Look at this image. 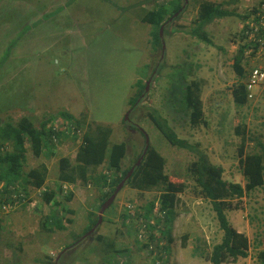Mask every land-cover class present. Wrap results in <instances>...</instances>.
I'll return each instance as SVG.
<instances>
[{"label":"rangeland","instance_id":"rangeland-1","mask_svg":"<svg viewBox=\"0 0 264 264\" xmlns=\"http://www.w3.org/2000/svg\"><path fill=\"white\" fill-rule=\"evenodd\" d=\"M39 1L47 5L46 0ZM155 1L72 2L69 10L75 17L68 24L71 28L67 26L73 33L69 36H81L73 51L65 50L64 53L56 46L44 49L33 63L34 75L29 73L28 81H21L22 78L14 75L15 80L13 68L10 71L0 68V121L15 123L28 117L38 125L43 113L51 118L60 111L75 116L78 111L87 112L88 120L111 128L109 145L125 144L122 170L132 166L143 150L145 137L142 132H145L149 146L164 158V173L186 184L184 192L177 195L173 221L169 225L162 222L155 229L168 232L166 235H152L150 243L156 250L153 258H162V264H210L207 254L221 241L222 231L208 200L199 193L201 188L191 179L188 168L197 157L193 152L171 145L152 119L160 116V122L165 120L179 138L196 145L212 165L222 168L223 180L244 186L238 152L241 146L244 156L260 152L258 144L264 147V83L247 104H234L231 89L237 78L231 66L238 48L246 43L240 37L244 24L240 17L216 19L208 24L205 29L216 48L206 46L191 34L198 5L194 0H182L180 16L161 26L162 37L158 34L160 48L153 43L152 26L140 20L146 10L154 8ZM207 1L224 4L225 9L234 10L241 16L258 8L261 2ZM26 24L27 20L13 22L11 26L18 28L11 29L17 32ZM35 26H38L36 32L42 34L44 42L49 43L47 25L38 23ZM7 31L5 28L0 32V54L6 44ZM19 35L20 42L25 37L21 31ZM62 44L66 45V40ZM13 60L9 56L8 64ZM260 60L264 62V55ZM255 62L257 58L247 51L244 59L246 74ZM76 70L80 71L78 78L81 81L75 78ZM181 73L189 82L197 80L200 83L203 123L196 127L188 124L178 92H174L176 87L174 91L171 88ZM34 79L36 99L18 90L19 86H29ZM141 80L150 83L147 92L144 93L145 88L143 90L144 98L140 99ZM135 99L137 105L133 109L131 105ZM129 125L140 129L131 130ZM81 135L82 128L76 132V140L68 134V138L56 145L54 156L49 157L34 158L28 142L25 143V169L44 165L46 180L39 190L28 191L25 196L20 192L24 199L14 207L3 209L0 205V264H53L60 253L57 264H101L104 257L109 256L106 245L111 241L116 249L123 251L114 257L117 264H153L149 262L151 255L146 248L135 239L134 223L127 218L126 222L123 221L122 216H128V205L133 206V214L144 212L143 206L160 196L157 189L139 191L123 186L103 213L104 221L97 227V234L102 235L105 242H98L94 233L85 237L102 196L109 189L61 184L56 179L58 159L74 156ZM45 190L55 192L48 205L43 201ZM69 195L70 199L66 200ZM56 202L59 206L54 208ZM233 205L235 209L226 215L232 227L247 237L248 256L227 264H258L257 254L264 250V185L241 201L234 200ZM65 209L71 210L72 214H67L63 211ZM111 212L113 215L107 221ZM51 214L64 217L67 229H51ZM67 218H71L72 223L67 224ZM73 242L76 244L72 248L63 251Z\"/></svg>","mask_w":264,"mask_h":264},{"label":"trees","instance_id":"trees-1","mask_svg":"<svg viewBox=\"0 0 264 264\" xmlns=\"http://www.w3.org/2000/svg\"><path fill=\"white\" fill-rule=\"evenodd\" d=\"M38 7L44 8L39 0H30ZM233 1V0H231ZM152 10H146L144 17H140L142 22L150 24L153 28L151 36L153 43L161 48L160 39L158 37L159 29L170 19H174L173 15L177 13L180 16L183 6L182 0H156ZM198 5L197 17L194 20V26L191 34L206 46L215 47L212 38L209 36L205 27L216 19L226 17H240L244 22L251 20V16L255 13L254 21L259 23L260 13L258 9H252L248 14L239 15L234 10H227L224 4L209 2L207 0H194ZM262 3V2H261ZM8 12L0 13V29L3 30V25L11 17L10 7ZM171 20V21H172ZM9 21L14 22L11 18ZM253 21V22H254ZM248 29L245 25L241 30V38L246 43L238 48L237 54L233 58L232 69L235 74L236 82L231 89V97L235 105L244 106L248 100V91L246 90V80L252 69L264 66L261 62V57L264 52V18L262 25H259L253 37L247 34ZM4 53L0 57V68L5 71H10L11 64H8L10 56V47H3ZM221 49V48H218ZM259 49H263L258 53ZM250 51L257 58L256 65L250 68L246 74L245 70V54ZM15 78V76H13ZM17 78H15L16 80ZM14 80V79H13ZM20 80V79H19ZM245 81V82H244ZM148 82V81H147ZM146 82V83H147ZM146 83L140 81V88L138 96L143 93ZM179 83V86H174ZM174 87L176 90L174 91ZM174 92H178L179 103L183 116L187 119L188 124L196 127L203 123L202 103L200 100V83L197 80H187L186 75L182 73L179 79L174 81L171 86ZM256 92V91H255ZM136 99L131 105L135 108ZM88 113L83 112L79 115H72L67 111H60L57 114L42 120L38 125L28 117H22L15 123L10 120L0 121V205L2 208L7 206L14 207L19 204L24 198H21L20 192L24 196L28 195V191L39 190L43 187L46 180V167L41 165L37 168L29 170L25 169L27 149L25 143L28 142L29 150L34 158L54 156L56 145L60 144L63 138H68L71 135L72 140H76V132L82 128L81 143L77 148L72 158L60 157L57 161L58 174L57 181L61 184H80L81 186H92L97 190L109 189V191L102 196V199L97 207V212L94 214V220L91 221L86 229L88 232L96 224L98 220V212L101 205L107 200L115 191V188L120 182L125 180L124 186L139 191H148L157 189L160 196L143 206L144 212H140L134 217H128L134 223V233L137 243H141L146 248L147 243L152 242L153 234L166 235L168 232L157 229L160 224L165 222L169 225L174 218L175 204L177 195L183 193L186 189L184 181L178 178L170 177L164 173V158L157 153V151L150 146L148 147L143 159L138 166L136 162L142 156V152L138 155L136 161L132 166L122 170L121 163L126 156V146L124 143H114L109 145L111 136V128L108 125L98 124L94 121L88 120ZM161 117L152 119L158 131L164 138L173 146L186 151L193 152L196 155V160L189 166L191 179L201 188L200 195L208 200L211 210L218 222L219 229L222 231V238L218 244L213 245L210 253H208V262L210 264H227L235 263L238 258H246L248 256V239L247 237L237 232L228 221L226 212L235 209L233 201H241L242 198L248 196L251 192L264 185V147L258 144L260 152L243 155V146L240 147L238 156L241 167V174L244 178L245 184L242 186L238 183H232L222 179V168L212 165L207 156L198 151L196 145L190 144L187 140L179 138L165 123L160 122ZM60 119L63 122L65 130H54L53 123ZM162 121V118H161ZM239 128H237V134ZM198 149V150H197ZM104 164V167H101ZM133 168V172L128 179L126 176ZM55 197V192L52 190H45L43 193V201L48 205ZM70 199V195L65 198ZM157 203L156 214L153 213L155 204ZM54 208L59 206L58 202L53 205ZM64 209V208H63ZM71 215V210H63ZM159 214L161 216H159ZM54 216L51 214L49 218V226L51 229L63 231L67 226L63 223L64 217ZM93 216V215H92ZM143 220L147 228L148 236L146 239L139 237L140 227L139 221ZM153 221V224L149 221ZM166 220V221H165ZM104 221L102 216V222ZM67 224L72 223L71 218L66 219ZM101 222V223H102ZM48 223V221H46ZM2 227V219L0 218V228ZM46 227V226H45ZM48 229V228H47ZM97 229L94 235L97 234ZM98 242L103 240V236L97 234L95 236ZM76 243L63 248L64 250L72 248ZM109 256L104 257L101 264H117L114 261L115 255L123 252L116 249L111 241L106 245ZM63 250V251H64ZM196 252V251H195ZM256 259L258 264H264V250L257 254ZM54 264V263H53Z\"/></svg>","mask_w":264,"mask_h":264},{"label":"crops","instance_id":"crops-1","mask_svg":"<svg viewBox=\"0 0 264 264\" xmlns=\"http://www.w3.org/2000/svg\"><path fill=\"white\" fill-rule=\"evenodd\" d=\"M75 0H46V6L44 8L38 7L35 3L31 2L30 0H0V13L7 11L10 7L11 17L8 19L6 23L3 25V29L8 28V33L6 34V44L5 48L10 47V56L14 59L11 63V68L14 69L13 76H18L22 80H26L29 73L34 75V68L33 63L39 58L42 51L46 48H51L52 46H56L57 49H62L65 53L74 50V45L77 41L81 38L79 37H70L69 35H73L70 29L71 25H68L73 22V18L75 17L74 14L71 13L69 10V6ZM263 0H261L262 2ZM260 2V3H261ZM259 3V4H260ZM55 9V10H54ZM51 10H54L51 12ZM44 11V12H43ZM11 18L14 19V24L17 22H23L27 20V24L21 28V32L24 34L25 38H21L20 42V31L18 30L13 31L11 28H18L12 27V21H9ZM38 23H44L47 25L48 29L47 32L49 34V43H45L44 39L42 38V34L36 32L38 29ZM246 22H244L243 26ZM241 27V30L243 28ZM246 29L247 26L245 25ZM0 32L2 30L0 29ZM2 37V36H1ZM27 38V39H26ZM66 40V45L62 43ZM14 44V45H12ZM12 46V47H11ZM4 49L0 57L3 56ZM256 65V62L254 63ZM25 72V73H24ZM27 73V74H26ZM80 71H75V78H78ZM28 81V80H26ZM81 81V80H80ZM34 89H35V79L29 86H19L18 90H23L29 96H34ZM257 91V90H256ZM28 98V97H27ZM36 99V96H34ZM30 99V97H29ZM36 101V100H35ZM34 102V101H33ZM71 113V112H69ZM78 115L82 113V111L77 112ZM75 115L74 113H71ZM47 113H43V118L40 120H45L47 117ZM39 122V123H40ZM38 123V124H39ZM113 212L110 213L107 221L111 219ZM123 221L126 218L130 220L127 216H122ZM110 222V221H109Z\"/></svg>","mask_w":264,"mask_h":264},{"label":"built area","instance_id":"built-area-1","mask_svg":"<svg viewBox=\"0 0 264 264\" xmlns=\"http://www.w3.org/2000/svg\"><path fill=\"white\" fill-rule=\"evenodd\" d=\"M256 9H258L259 13H260L259 23L254 21V20H256V19H254L255 16H253V15H255V13L251 16V20L246 21V23H245V25L247 26V29H248L247 34L249 35V37H253L255 35L256 31L258 30L259 25H262V21L264 18V0L262 1V3L259 4L258 8H256ZM262 51H263V49H259L258 53H260ZM263 83H264V66H259V67L252 69L251 72L249 73L248 78H247L246 83H245L246 90L248 91V98H251L252 94H255V91L257 90V88H259L260 85ZM52 126H54L53 129L55 131L61 130V129H63V130L66 129L63 125V122L60 121V119L56 120ZM126 209L128 211V217H134V215H137L138 213H140L138 211V212H135L133 214L132 213L133 212V210H132L133 206L132 205L126 206ZM156 212H158L157 203L155 204V209H154L153 213L156 214ZM161 215L159 214V216H161ZM149 223L153 224V221L150 220ZM139 224H140L139 227L141 229L139 237L141 238V240L146 239L148 234H146L147 228L145 226V222L143 220H140ZM139 245H142V244L139 243ZM145 245H146V251L151 255L149 262L153 263V264H162V258L160 260H155L153 258L156 255V250L154 249L153 245L151 243H147Z\"/></svg>","mask_w":264,"mask_h":264},{"label":"water","instance_id":"water-1","mask_svg":"<svg viewBox=\"0 0 264 264\" xmlns=\"http://www.w3.org/2000/svg\"><path fill=\"white\" fill-rule=\"evenodd\" d=\"M177 16V13L173 15V18ZM172 19H170L169 21H171ZM162 29L163 27L160 28V33H159V36L160 38L162 37ZM162 47H163V43H162ZM163 50V49H162ZM163 52V51H162ZM149 81L146 83L145 85V92H147L148 88H149ZM127 120V115L125 116V121ZM149 147V144H148V138L147 136L145 137V147H144V150L142 152V156L139 158V160L136 162L135 166H138L140 164V161L143 159V156L145 155L147 149ZM133 172V168L131 170H129L127 176H126V179H128L130 177V175L132 174ZM124 183H125V180L120 182L119 185L115 188V191L113 192V194L103 202V204L101 205V208L98 212V220L96 222V224L93 226V228H91L87 234L85 235V237L91 235L92 233H94L95 229L101 224L102 222V216H103V213L109 208V206L113 203L114 199L116 198V195L118 194L119 190L124 186ZM65 251V250H64ZM60 255L61 253L55 258L54 260V264H57V261L59 260L60 258Z\"/></svg>","mask_w":264,"mask_h":264},{"label":"flooded vegetation","instance_id":"flooded-vegetation-1","mask_svg":"<svg viewBox=\"0 0 264 264\" xmlns=\"http://www.w3.org/2000/svg\"><path fill=\"white\" fill-rule=\"evenodd\" d=\"M149 82H150V81H149ZM144 93H145V91H144ZM143 96H144V94L141 95L140 99H141V98H144ZM129 127H130L131 130H135V129H137V128L140 129V128L137 127V126H132V125H129ZM142 134H143L144 137H146L145 132H142Z\"/></svg>","mask_w":264,"mask_h":264}]
</instances>
